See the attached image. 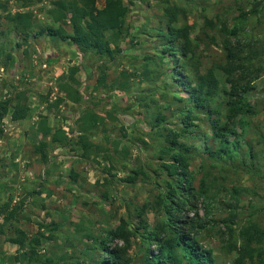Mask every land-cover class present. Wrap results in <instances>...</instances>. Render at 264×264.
<instances>
[{
    "label": "rangeland",
    "instance_id": "rangeland-1",
    "mask_svg": "<svg viewBox=\"0 0 264 264\" xmlns=\"http://www.w3.org/2000/svg\"><path fill=\"white\" fill-rule=\"evenodd\" d=\"M4 1L7 11L0 12V101L23 93L30 113L20 121L6 116L0 125V211L4 213L0 214L4 229L0 264L25 263L20 248L10 242L19 231L28 245L43 235L36 252L51 264H82L89 260L86 254L92 257L93 238L106 229L121 219L137 226V207L148 204V224L158 221L154 202L160 192L156 185L162 180L156 151L163 139L156 129L151 131L152 120L160 111L165 122L159 127L177 131L180 117L175 112L182 111L186 102L178 101L174 87L169 91L163 87L166 67L157 60L156 33L168 25L179 28L184 24L191 28L192 39L199 41L191 63L201 72L226 63L223 38L229 37L233 44L242 42L246 66L240 76L242 82H249L247 99L253 111L246 118L245 129L238 130L244 145L239 147L241 157L235 154L234 161L214 162L217 143L209 138L207 124L200 126L204 137L180 140L193 147L189 170L196 189L205 176L209 188L219 193L213 208L206 210L210 225L192 235L212 253L216 264H233L235 234L251 220L264 229V0H123L124 29H129L113 44V58L82 54L70 41L46 34V27L58 26L48 15L56 0H40L26 8L14 0ZM104 1L96 0L99 11ZM166 1L184 6L186 12L180 10L174 21L163 12ZM16 13L31 15L27 34L15 30L14 23L7 20ZM233 26L237 36L228 34ZM153 55L156 59L149 60ZM74 71L72 88L86 97L79 103L58 88ZM103 74L107 87L95 88ZM224 102L221 94L213 99L222 113ZM86 110L105 118V125L91 139L101 150L88 154L77 146L78 122ZM108 112L114 121L106 118ZM42 119L52 132L61 129L66 135L63 145L51 144L46 149V162L36 152L40 142L50 141V135L39 131ZM111 140L116 141L117 152ZM247 146L253 152L244 156ZM124 149L128 150L125 156ZM200 202L195 211L204 215ZM229 209L236 211L231 218ZM195 211L186 215L192 217ZM256 247L262 253L246 264H264V239ZM145 255L144 246L134 240L128 252L130 264H140Z\"/></svg>",
    "mask_w": 264,
    "mask_h": 264
},
{
    "label": "trees",
    "instance_id": "trees-1",
    "mask_svg": "<svg viewBox=\"0 0 264 264\" xmlns=\"http://www.w3.org/2000/svg\"><path fill=\"white\" fill-rule=\"evenodd\" d=\"M14 1L19 2L21 8L40 2V0ZM165 3L167 5L163 12L174 21L177 20V13L180 10L182 13L186 12L184 6L180 7L176 3L170 5L168 1ZM51 5L48 15L58 26L57 28L46 27L44 30L48 36L70 41L82 54L89 53L101 58L114 57L113 44L117 45L124 31L129 29L128 27L124 29L123 0H105L104 7L100 11L97 9L96 0H56ZM1 11H7V3L4 0H0ZM30 17L29 13H16L13 17H7V20L14 23L15 30L27 34L32 26ZM208 25L213 26L210 22ZM66 26L70 31L66 30ZM190 29L186 24L179 28H171L168 25L165 30L160 29L156 33L160 49L159 54L156 55L157 60L166 67L163 87L166 91L174 87L178 92V101L186 102L182 111L175 112L180 117L177 131L166 132L165 125L159 127V124L165 122V117L160 111L152 120L151 131L155 132L156 129L158 136L163 139L156 151L157 170L160 171L158 175H160V181L162 180L161 184L156 182L160 192L154 202L158 221L154 225L148 224L145 218L149 210L148 204L137 207V226H133L128 220L121 219L115 227L106 229L97 238L91 236L93 241L89 249L92 257L86 254L89 260H84L82 264H130L128 252L136 239L146 250V255L140 264H216L212 253L204 249L193 236L196 232L206 230L210 225L206 210L213 208L214 200H218L219 193L209 188L205 176L200 181V187L196 189L195 179L189 170L192 159L190 150L193 147L180 140L204 137L200 126L207 124L211 132L209 138H213L217 143V148L213 152L216 156L214 162L234 161L235 154L241 157L239 147H244L240 143L239 138L242 135L238 133V130L245 129L246 118L252 114L253 109L247 99L250 90L249 82H242L240 76L246 66L245 57L242 55V42L233 44L229 37L223 38L221 47L226 63L201 72L198 65L191 63L195 57L194 47L199 45V41L192 39ZM223 30H225L224 25ZM228 34L237 36L236 26L229 29ZM156 56L148 58L155 60ZM219 74L224 76L223 81ZM74 75L75 71L71 72L68 82L60 84L58 88L73 103H79L86 97L72 88L76 84ZM105 82L103 74L95 88L105 89L107 87ZM220 94L225 100L224 113L221 106L213 105V99ZM162 96H167L165 91ZM29 113L30 109L23 93H18L15 98L0 101V125L6 116L11 121H20L26 119ZM106 118L115 120L111 112L106 114ZM42 120L39 131L45 136L50 135V141L40 142L36 152L41 160L46 162L48 158L46 149L51 144L63 145L66 135L61 129L52 132L46 121ZM104 125L105 118L97 116L90 110H86L80 116L77 146L84 154L94 149L101 150V146L94 144L91 139L98 133L99 126ZM44 131L46 133H43ZM103 140L108 141L106 138ZM111 143L114 144V152H117L116 141L111 140ZM252 152V148L247 146L244 156H249ZM122 153L125 156L128 150L124 149ZM137 174L139 172H135V175ZM162 188L163 191H161ZM232 197L234 198L233 194ZM199 201L203 205L204 215H199L198 211H195ZM193 210L195 212L192 217L186 215L187 211ZM229 210V218H231L236 211ZM0 214L4 213L0 211ZM9 216H13V213H9ZM3 234V225L0 224V235ZM235 237L238 242L232 244V250L236 254L233 264H246L248 260L252 261L260 256L261 247L256 246L264 239V229L256 222L251 220L238 234H235ZM40 238L43 239V235ZM41 239H34V245H28L24 233L19 231L18 237L12 238L10 242L22 251L24 264H51L49 258L39 257L36 252Z\"/></svg>",
    "mask_w": 264,
    "mask_h": 264
}]
</instances>
